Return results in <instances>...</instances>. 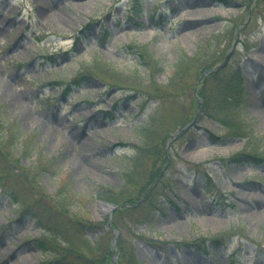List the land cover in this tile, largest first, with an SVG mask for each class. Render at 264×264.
I'll list each match as a JSON object with an SVG mask.
<instances>
[{"label": "rangeland", "instance_id": "374dc122", "mask_svg": "<svg viewBox=\"0 0 264 264\" xmlns=\"http://www.w3.org/2000/svg\"><path fill=\"white\" fill-rule=\"evenodd\" d=\"M183 54L200 62L173 78ZM97 56L118 74L94 72L63 93L62 81ZM240 70L245 98L225 101L223 86ZM237 104L264 152V0H0V105L33 137L35 151L56 161L39 176L30 157L10 163L1 151L0 185L8 196L0 191V264L59 257L36 248L32 214L55 225L75 214L54 201L64 176L87 201L77 215L99 225L119 208L103 209L100 191L128 189V175L141 178L136 188L144 193L136 194L141 201L132 214H121L127 221L120 234L111 229L103 238L115 251L109 264H264V164L229 163L247 137L232 134L216 112ZM147 121L149 142L167 160L151 180L157 152L134 173L128 161L139 145L137 124ZM205 127L222 138L209 137ZM15 196L32 213L26 221H16L22 206L13 204ZM87 237L77 235L73 251L92 260L95 230ZM225 238L218 247L212 242ZM206 242L205 253L190 249Z\"/></svg>", "mask_w": 264, "mask_h": 264}, {"label": "trees", "instance_id": "16d2710c", "mask_svg": "<svg viewBox=\"0 0 264 264\" xmlns=\"http://www.w3.org/2000/svg\"><path fill=\"white\" fill-rule=\"evenodd\" d=\"M227 3V0H222ZM195 56H191L188 54H183L179 56L177 63L175 64V73L174 77H179L183 75V73L194 63L200 62L197 60ZM197 63V64H198ZM204 64H211V62H207V59ZM211 67V66H210ZM101 71H105L111 73V75L118 74V71L115 70L109 62L102 60L101 57L95 58L90 64L85 65L83 69H81L78 73V76H74L71 79L73 83H79V81L89 80L93 76V73H100ZM77 73V74H78ZM235 78V77H234ZM243 75L240 73L237 76V79L232 83L226 82L223 86V98L226 101L228 96L239 97L242 98L244 86ZM173 81V80H172ZM169 84L172 85L173 82ZM236 82H239L238 87ZM69 84V83H68ZM70 86V84L68 85ZM216 112L220 115L225 116V122L228 125V128L231 130L234 135H241L247 137V145L243 150L235 153L230 162H244V161H261L264 160V152L260 149V145L257 141L253 140V136H251V128L248 127V124L244 122L242 117V112L240 111L239 104L234 106H227L221 108L218 106L216 108ZM210 115L213 111L209 112ZM187 118V116H186ZM224 119V118H222ZM13 122V123H12ZM10 121L9 116L5 112L3 106L0 105V154L1 151L2 157L4 161H9L10 163H14L16 161H21V158L24 156H28L33 160L31 161V165L29 167L32 172L36 173L39 176H42L43 173L48 171H52V167H54V158L44 155L43 152H39V150L35 151V143L32 140V136H26L22 133L18 124L14 121ZM152 122H144L138 125V134L140 135L139 145L135 147V153L132 156L128 157V161L130 164V171L134 173L135 168L139 167V165L143 161H147L153 157L156 158V152L159 154V159H155L154 163L147 173V180H151L153 176V172L160 169L162 167V163L166 162L165 152L159 147L157 144H153V142H149V136L146 134V131L150 128ZM243 124V125H240ZM150 125V126H149ZM207 133L211 138L219 139V135H214L211 129L205 128ZM250 134V135H249ZM153 155V156H152ZM164 155V158L161 156ZM12 157V158H10ZM158 162V164H157ZM28 166V165H27ZM133 170V171H132ZM0 180H5L4 176H0ZM127 180L130 183L128 189L117 191L110 187H103L100 191V195L102 198L109 200L117 205L119 208L116 210L115 215L113 216L112 226H117L120 228V231L125 228L121 221L126 222L127 218L122 216L121 214L125 212V214H132L136 209L137 205L140 202V197L138 195H142L144 193V186L140 188H136L137 185L143 184L141 178H135L133 175H128ZM0 181V182H3ZM210 184V183H209ZM57 189L54 194V201L58 208L62 210H66V212L73 210L75 214L72 212V216L68 215V218L64 220V222L59 223V225H55L51 222L50 218L47 219L48 222L46 224L42 223V232L39 236L34 238L36 245L43 251L54 255H59L56 257L54 264H109L110 253H114L115 251L108 245V243H104L103 238L106 235L107 231L111 229L106 228L107 221L99 223V225L92 221L84 220L78 216V212L75 210L77 205L81 203H87L85 196L77 195L71 183L68 180V177H65L57 184ZM132 187V188H131ZM15 198V199H14ZM13 199L19 201V199L15 196ZM19 203V202H18ZM20 204V203H19ZM130 204V205H128ZM22 206V215L27 213L28 205ZM149 214L152 215L151 210L145 213V217ZM118 221V223H117ZM94 229L96 232V238L93 239L95 243V256L90 260L88 255H80L78 252H74V248L77 246V235L88 239L87 235L89 232ZM103 230L100 233V230ZM217 236V235H216ZM120 237V235H119ZM89 240V239H88ZM79 257H83L84 260L80 263ZM140 261L135 259H128L126 262L121 261L119 264H140Z\"/></svg>", "mask_w": 264, "mask_h": 264}, {"label": "bare ground", "instance_id": "6f19581e", "mask_svg": "<svg viewBox=\"0 0 264 264\" xmlns=\"http://www.w3.org/2000/svg\"><path fill=\"white\" fill-rule=\"evenodd\" d=\"M190 15H196L198 12L196 11V10H194V9H191L190 11ZM101 207L103 208V209H107V206L106 205H104V204H101ZM16 264H20V262H16ZM199 264H204L203 262H200Z\"/></svg>", "mask_w": 264, "mask_h": 264}, {"label": "water", "instance_id": "95a60500", "mask_svg": "<svg viewBox=\"0 0 264 264\" xmlns=\"http://www.w3.org/2000/svg\"><path fill=\"white\" fill-rule=\"evenodd\" d=\"M105 205H107V206H109L110 208H113L114 207V205L113 204H110V203H104Z\"/></svg>", "mask_w": 264, "mask_h": 264}]
</instances>
